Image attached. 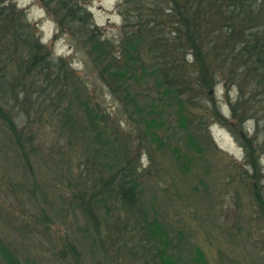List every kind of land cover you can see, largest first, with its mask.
I'll list each match as a JSON object with an SVG mask.
<instances>
[{
    "label": "trees",
    "instance_id": "obj_1",
    "mask_svg": "<svg viewBox=\"0 0 264 264\" xmlns=\"http://www.w3.org/2000/svg\"><path fill=\"white\" fill-rule=\"evenodd\" d=\"M37 1L55 24L52 40L66 37L92 77L54 54L23 8L0 0V135L23 178L8 186L30 198L46 233L79 213L86 224L79 230L101 264L133 254L134 245L124 247L134 228L152 238L150 263L209 264L182 233L170 247L168 223L154 205L149 216L141 178L163 179L156 152L176 174H189L196 154L215 152L212 124L226 127L244 152L240 161L228 158L234 205L240 210L244 196L250 220L264 221V0H117L116 41L93 21L87 0ZM218 85L229 116L217 102ZM103 89L116 113L104 108ZM51 125L61 129L59 153L72 157L75 172L68 164L61 169L52 150L42 153L37 132ZM39 154L59 176L40 179ZM79 256L67 240L60 257L80 264ZM0 264L28 263L0 239Z\"/></svg>",
    "mask_w": 264,
    "mask_h": 264
},
{
    "label": "rangeland",
    "instance_id": "obj_2",
    "mask_svg": "<svg viewBox=\"0 0 264 264\" xmlns=\"http://www.w3.org/2000/svg\"><path fill=\"white\" fill-rule=\"evenodd\" d=\"M12 1L26 11L27 19L36 26L42 42L48 46L52 45L54 54L70 58L72 65L88 75V79L91 80L90 67H87L83 53L75 50L66 37L52 40L56 32L55 24L38 1ZM116 1L87 0L93 21L98 26L107 27V35L114 41L118 39V25L121 22L120 16L115 11ZM101 91L104 108L116 113L117 105L114 100L104 89ZM223 93L221 85H218L217 102L223 112L229 116L228 103ZM247 126H250L249 122ZM210 131L215 146L212 147L215 150L214 154L207 152L202 155L196 154V161L186 176L176 174L167 157L161 156L160 152L154 153L155 158L160 159V166L166 173H162L163 179L141 178L144 198L148 201V204L145 203L146 209L151 217L153 209L150 205H154L158 219L168 223L167 230L173 242L170 246L172 248H176L175 239L182 233L188 247H200L209 264H264V221L255 217L250 220L253 216L244 196H242L241 208L237 210L234 196L229 192L231 185L228 158L242 160L243 149L226 127L212 124ZM37 133H39L38 141L42 153L48 155L52 150L50 155L57 160L61 169L64 170L68 164L72 172H75L72 157L67 158L64 152L59 153L62 149L59 147H62L63 143L59 126L51 125ZM2 139L4 138L0 135V239L2 242L14 248L21 259L28 264H74L69 257L66 262L60 257V250L69 240L76 246L80 255V264H101L102 254L91 253L90 239L79 230V227L86 226L79 213H69L65 223L61 219L54 221L48 234L43 226L34 220L36 209L30 198L28 201L18 190L17 192L10 190L8 182L23 178L15 175L14 170L19 169V163L14 157L12 158V149L8 148L6 139L4 141ZM53 145L55 146L52 149ZM63 150L65 151L64 147ZM44 155L39 154L38 159H34L37 175L40 179L59 176V173L53 172L55 169ZM140 163L144 168L149 166L145 155L140 157ZM261 164L264 174V158H261ZM169 185V190L164 191L163 189H167ZM153 192L156 195L153 196ZM240 214L241 217L237 219V215ZM139 232L134 228L126 234L129 246L126 245L124 248L134 245L132 255L122 252L119 257L107 260L104 264H149L150 253L154 252L150 249L152 238L147 234L140 237ZM129 235L133 236L128 238ZM138 249L142 251V255L137 252ZM109 251V255L115 254L111 249ZM170 252H173L171 248ZM150 264L156 263L153 261Z\"/></svg>",
    "mask_w": 264,
    "mask_h": 264
}]
</instances>
